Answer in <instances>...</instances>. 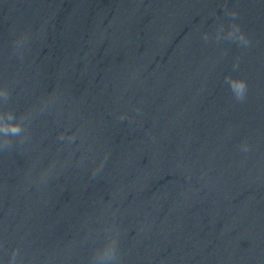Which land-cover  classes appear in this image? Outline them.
I'll use <instances>...</instances> for the list:
<instances>
[{
  "label": "water",
  "instance_id": "obj_1",
  "mask_svg": "<svg viewBox=\"0 0 264 264\" xmlns=\"http://www.w3.org/2000/svg\"><path fill=\"white\" fill-rule=\"evenodd\" d=\"M9 114L0 264H264V0H0Z\"/></svg>",
  "mask_w": 264,
  "mask_h": 264
},
{
  "label": "clouds",
  "instance_id": "obj_2",
  "mask_svg": "<svg viewBox=\"0 0 264 264\" xmlns=\"http://www.w3.org/2000/svg\"><path fill=\"white\" fill-rule=\"evenodd\" d=\"M233 15H235L233 13ZM241 40H244L243 34L240 36ZM230 82V86L232 90L235 92L237 98L242 99L244 92L246 90V83L244 80H235L231 77L226 78ZM14 120V116L12 114H9L7 122H5L3 125H0V132H3L5 136L7 137L9 134L11 135H17L21 132V126L17 123L11 122ZM7 143V140L5 141Z\"/></svg>",
  "mask_w": 264,
  "mask_h": 264
}]
</instances>
